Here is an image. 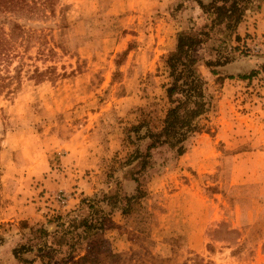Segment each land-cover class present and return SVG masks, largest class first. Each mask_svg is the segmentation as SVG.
Here are the masks:
<instances>
[{
    "label": "rangeland",
    "instance_id": "374dc122",
    "mask_svg": "<svg viewBox=\"0 0 264 264\" xmlns=\"http://www.w3.org/2000/svg\"><path fill=\"white\" fill-rule=\"evenodd\" d=\"M33 1L0 13V264H24L12 253L23 245L42 264L38 248L56 239L35 230L91 217L90 205L112 222L93 237L103 264H264V0L194 52L214 97L209 132L180 157L153 150L140 174L131 155L148 141L128 130L164 117L165 58L210 17L195 0ZM208 61L220 76L260 73L216 82ZM133 178L144 196L123 216Z\"/></svg>",
    "mask_w": 264,
    "mask_h": 264
},
{
    "label": "trees",
    "instance_id": "16d2710c",
    "mask_svg": "<svg viewBox=\"0 0 264 264\" xmlns=\"http://www.w3.org/2000/svg\"><path fill=\"white\" fill-rule=\"evenodd\" d=\"M28 1H31L33 6ZM51 1L45 0V3ZM195 1L210 17V29L206 27L204 28L206 30H201L198 33L180 32L177 34L175 49L165 58L169 81L165 88L168 108L164 117L157 123L143 121L137 126L129 128L130 133L137 135L144 129L141 138L148 141L143 154L136 151L131 155L132 161L139 162L136 174L150 168L153 150L166 146L174 151L177 157H180L186 153V143L189 139L202 132H209L207 124L210 122V115L214 113V97L209 93L208 83L199 72V60L195 57L194 52L210 39V30L213 25L218 27L223 25L226 32L233 34L254 0H210L208 5L202 4L201 0ZM36 9L38 7L33 0H0V13L9 12L17 15L19 11L33 12ZM9 23L13 34L17 31L23 33L21 26L14 22ZM235 39H239L238 36H235ZM205 66L217 78L216 82L235 78L250 81L256 78L260 71L264 72L263 66L260 71L252 70L249 74L220 76L213 70V67L222 66L221 62L208 61L205 62ZM132 180L136 183V194L125 198L126 204L121 211L123 216L128 215L131 205L139 203V200L144 196L138 178ZM89 208L93 209V216H77L67 224L61 223L53 234H48L42 228L35 230L42 240L48 237L56 239L57 249L53 248L54 242L50 246L44 244L38 248V259L42 264H56L54 261L56 255L62 256L60 260L62 264H103L100 254L104 242L93 237L110 229L112 222L108 215L98 212L97 209L94 210L91 205ZM58 220L62 219L58 218ZM80 243L84 244L86 248L82 249ZM75 245H79V247H75ZM63 246H67L69 249L64 254L62 253ZM33 248L32 246H19L13 250V257L20 263L32 264L34 260L23 258V254L31 252ZM82 251L84 254L81 255L79 252ZM106 256L111 257L112 255L109 253Z\"/></svg>",
    "mask_w": 264,
    "mask_h": 264
}]
</instances>
